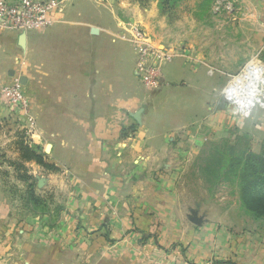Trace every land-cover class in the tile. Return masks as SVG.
Listing matches in <instances>:
<instances>
[{
    "label": "crops",
    "instance_id": "1",
    "mask_svg": "<svg viewBox=\"0 0 264 264\" xmlns=\"http://www.w3.org/2000/svg\"><path fill=\"white\" fill-rule=\"evenodd\" d=\"M116 2L60 0L47 27L24 33V48L21 33L0 28V88L18 83L26 96L39 134L33 140L36 152L59 168L45 173L43 190L57 195L54 204L61 210L56 215L52 209L35 210L13 219L10 205L0 200V264H264V250L236 230L238 216L208 219L192 207L194 201L190 205L180 197L179 178L188 175L187 163L201 139H178L174 132L202 117L211 126L216 94L241 75L224 81L206 62L183 56L163 63L159 89L149 99L159 97L166 85L167 101L190 117L162 124L157 107L146 105L149 88L135 72L137 54L129 34L128 39L117 35L135 26L150 30L154 14L136 7L118 11ZM253 2L261 31L264 0ZM17 111L0 90V115ZM122 127L129 130L120 137ZM27 163L34 171L42 169ZM199 199L198 206L213 200ZM133 207L155 208L162 224L178 225L177 233L157 237L159 245L178 246L136 244L134 235L122 233ZM68 210L82 211L80 226ZM105 218L112 219L111 236L118 237L112 243L98 231H85L91 225L98 229Z\"/></svg>",
    "mask_w": 264,
    "mask_h": 264
},
{
    "label": "rangeland",
    "instance_id": "2",
    "mask_svg": "<svg viewBox=\"0 0 264 264\" xmlns=\"http://www.w3.org/2000/svg\"><path fill=\"white\" fill-rule=\"evenodd\" d=\"M116 1L118 11L119 8L136 7L154 14V17L149 16L150 30H143L156 45L174 52L173 60L183 56L204 61L208 64V69L224 81L238 75L246 78L250 73L247 71H251L249 68L253 67L254 62L261 67L263 81L258 82L259 100L250 102L249 108H242L231 98L224 100L225 90H221L222 93L220 91L215 96L217 105L212 113V125H207L202 117L175 131L174 137L201 139V144H196L198 148L196 147L197 150L187 163L188 175L179 178L182 184L181 199L188 200L190 205L194 201L192 207L198 209L199 213L204 212L208 219H216L222 214L223 218L233 221L238 216L236 230L246 232L250 245H257L264 250V217L253 215L244 207L239 197L238 181L228 170L229 161L244 152L264 155V17L258 20L261 23L260 31L255 25L256 19L252 16L253 0ZM122 32L124 34L118 32L117 35L127 39L129 33L123 29ZM4 87L7 85L0 88L1 92ZM164 88L167 86H163V92L154 100L149 97L159 87L145 90L148 108L157 107L158 117L165 125L175 116L178 120L189 119L190 116L179 113V107L175 108L167 101ZM17 110L13 115H0V200L10 205L9 213L13 219L28 216L35 210L44 214L52 209L51 215H56L60 210L59 206L54 204L57 195L43 190V184L49 179L45 173L59 172V168L46 161L49 167L37 164L42 169L34 171L29 163L20 159L18 141L23 140L36 151L39 145L33 140L39 134H35L36 128L30 127L26 116L18 108ZM127 129L129 130L122 127L120 137L128 133ZM186 144L185 142L181 145L182 150ZM17 163H22L26 172L16 168ZM23 174L29 178L21 177ZM154 182L160 184L159 180ZM154 187L155 184H152L153 189ZM201 196L213 200L198 206L197 202H200ZM238 201L240 208H237ZM133 208L128 212L130 225L122 233L134 235L136 244L147 243L164 249L178 246L172 242L165 246L159 245L157 240L162 234H171L174 231L177 233L178 225L162 224L163 219L156 217L155 208ZM67 212L80 226L82 211ZM140 217L147 220L143 221L144 225L138 222ZM111 221V218H105L98 229L96 225H91L85 231L90 234L98 231L106 242L112 243L118 237L111 236L114 233V223ZM247 240L245 244L248 243Z\"/></svg>",
    "mask_w": 264,
    "mask_h": 264
},
{
    "label": "built area",
    "instance_id": "3",
    "mask_svg": "<svg viewBox=\"0 0 264 264\" xmlns=\"http://www.w3.org/2000/svg\"><path fill=\"white\" fill-rule=\"evenodd\" d=\"M60 0H0V28L9 31H16L25 33L29 30H35L47 27L52 21L53 16L58 10ZM129 38L134 51L137 54V61L135 64V72L139 77L140 82L146 88H157L160 85V68L163 62L170 60L175 54L161 45H156L153 39L142 28L135 26L129 32ZM128 39V38H127ZM249 70L253 71L252 68ZM249 71V72H251ZM261 74V72H259ZM249 74V73H248ZM254 71L246 80L233 78L224 91L225 99L230 98L235 100L242 108H249L251 103L247 99L242 104L239 103L235 95L246 84L254 85V92L256 86V93L254 96L259 100L258 82L254 80ZM262 77V75H261ZM262 78L260 79V81ZM263 81V80H262ZM8 100L15 104V106L26 116L29 126H32V118L28 112V101L26 96L20 89V85L14 84L2 89ZM242 98L248 96V91L241 92Z\"/></svg>",
    "mask_w": 264,
    "mask_h": 264
},
{
    "label": "trees",
    "instance_id": "4",
    "mask_svg": "<svg viewBox=\"0 0 264 264\" xmlns=\"http://www.w3.org/2000/svg\"><path fill=\"white\" fill-rule=\"evenodd\" d=\"M18 144L20 159L49 167L43 156L23 140L18 141ZM15 167L26 172V167L22 163L15 164ZM228 170L238 181L239 197L244 207L253 215L264 217V155L244 152L229 161ZM21 177L29 178L26 174Z\"/></svg>",
    "mask_w": 264,
    "mask_h": 264
},
{
    "label": "bare ground",
    "instance_id": "5",
    "mask_svg": "<svg viewBox=\"0 0 264 264\" xmlns=\"http://www.w3.org/2000/svg\"><path fill=\"white\" fill-rule=\"evenodd\" d=\"M252 69H253V71H254V73H255V75H254V77L255 78H262L261 77V74L259 73L260 72V69H261V67H259V65H257L255 62H254V65H253V67H252ZM253 71H251L252 73H253ZM250 72V73H251ZM247 76H249V75H247ZM241 78V77H240ZM241 80H246V78L244 77V78H241ZM262 82V81H261ZM243 89L246 91H248V96L246 97V98H242V94H241V92L243 91ZM256 93V86H255V92H254V85H253V83H252V85L250 86H248L247 84L242 88V89H240L239 91H238V93L235 95V97L237 98V100L239 101V103L240 104H242L243 103V101H245L246 99H247V102H252V101H254V99L255 100H257V97L256 96H254V94Z\"/></svg>",
    "mask_w": 264,
    "mask_h": 264
},
{
    "label": "water",
    "instance_id": "6",
    "mask_svg": "<svg viewBox=\"0 0 264 264\" xmlns=\"http://www.w3.org/2000/svg\"><path fill=\"white\" fill-rule=\"evenodd\" d=\"M19 45L24 48V45H25V34L24 33H21L20 35V38H19ZM136 116V115H134ZM137 119V118H136ZM40 183V182H39Z\"/></svg>",
    "mask_w": 264,
    "mask_h": 264
}]
</instances>
